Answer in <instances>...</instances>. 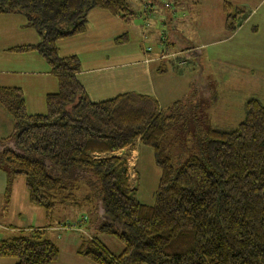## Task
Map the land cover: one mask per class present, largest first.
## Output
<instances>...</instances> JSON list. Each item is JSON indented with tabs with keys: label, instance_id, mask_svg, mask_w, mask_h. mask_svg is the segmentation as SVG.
Segmentation results:
<instances>
[{
	"label": "trees",
	"instance_id": "trees-1",
	"mask_svg": "<svg viewBox=\"0 0 264 264\" xmlns=\"http://www.w3.org/2000/svg\"><path fill=\"white\" fill-rule=\"evenodd\" d=\"M94 8L134 16L129 0H0V15L22 14L39 36L37 43L7 50L38 52L58 84L46 96V112L36 114L28 112L21 87L0 86V105L12 117L11 134L0 138L7 200L14 180L23 177L29 202L49 218L56 208L76 203L68 186L47 172V163L75 176L90 171L103 184L100 229L124 246L115 255L91 237L92 247L78 252L95 264H264V104L247 99L236 127L209 126L199 153L174 166L165 141L185 104L160 110L155 99L135 92L94 102L77 78L79 57L59 56L58 41L85 33ZM223 11L224 27L234 33L242 9L225 0ZM127 41V34L115 39ZM137 139L153 148L161 169L154 205L137 199L126 159L96 156ZM43 233L0 240V258L55 263L59 248Z\"/></svg>",
	"mask_w": 264,
	"mask_h": 264
},
{
	"label": "rangeland",
	"instance_id": "rangeland-1",
	"mask_svg": "<svg viewBox=\"0 0 264 264\" xmlns=\"http://www.w3.org/2000/svg\"><path fill=\"white\" fill-rule=\"evenodd\" d=\"M129 1L134 16L126 18L99 8L92 9L85 33L58 41L59 56L77 55L83 70L118 63L122 66L121 72L137 70L142 68L145 58L156 55L162 36L166 35L168 46H172L173 30L174 48L182 52L179 59L187 62L186 70L170 69L168 65L164 71L167 72L162 74L156 71L157 68L165 69L162 62L152 63L149 68L160 85L164 83L170 87L171 94L181 92V102L185 104L165 141L173 164L178 167L188 157L199 153L200 138L205 136L209 126L236 127L243 120L245 102L251 97L264 104V0H227L242 9L238 16L241 26L234 33L224 28L225 0ZM125 34L127 42L115 43L117 37ZM38 41L36 30L26 26L22 14L0 15V85H20L31 114L46 112V94L58 85L57 81L38 52L17 53L7 49ZM195 48L198 52H193ZM187 50H192L193 54H187ZM189 83L192 89L186 93ZM8 131L11 133L12 123ZM133 150L135 152L131 153ZM112 155L127 160L137 199L154 205L161 169L156 165L153 148L142 145L137 139L120 151L96 156ZM46 169L68 186L76 204L58 207L48 218L43 207L29 202L25 180L18 177L15 196L11 205L7 203L6 222L26 228L30 223L43 227L46 237L60 251V260L54 264H81V257L73 254L82 243L85 250L92 247L91 237L103 243L111 253H121L122 242L112 232L100 229L105 221L100 209L103 194L100 175L87 171L75 176L73 170L51 167L49 163ZM28 206L40 214L28 211ZM1 210L0 206V214ZM84 216L88 221L82 230L67 228L79 225ZM24 231L25 235L30 234ZM7 233L5 228H0L1 237ZM15 263V259L0 258V264Z\"/></svg>",
	"mask_w": 264,
	"mask_h": 264
},
{
	"label": "crops",
	"instance_id": "crops-1",
	"mask_svg": "<svg viewBox=\"0 0 264 264\" xmlns=\"http://www.w3.org/2000/svg\"><path fill=\"white\" fill-rule=\"evenodd\" d=\"M175 14L177 15V11L174 12V15ZM171 32L172 34H171L170 43L172 44V46L171 47L168 46L167 44L168 38L166 37V35L162 36L160 34L162 36L160 40V49L157 51L156 55H151L147 57L148 59L145 58V60H143V62L141 63L142 68H139L137 70L127 69L126 71L121 72L119 71V69H121L122 66L120 67V64L118 63L115 66L103 65V67H99V68H92V69H87V70L81 69L80 72L77 74V78L80 81V83L84 86V88L86 89L91 100L94 102H100V101H105V100L115 98L118 95H121L124 93L135 92L141 95H147L155 99L158 102L160 110L170 108L175 102L181 101V92H178L177 95L171 94L170 87L168 85H165L164 83L160 85L155 80V77L157 76H154L152 70H150L149 68V65L152 63L158 65L159 62L160 63L162 62L163 66H165V69L157 68L156 71H158L159 73H162V74L166 73L167 71L166 72L164 71L166 70V67L168 65L170 66V69L175 68L181 71L186 70L187 62H185V59L184 60L179 59V57H181L182 55V52L179 49L174 48V43L176 42V40L173 34L174 31L172 30ZM194 51L198 52V48L193 49V52ZM187 54L189 55L193 54L192 50H187ZM194 55H197V54L195 53ZM26 73H30V72L27 71ZM50 74L53 77H55L51 72ZM146 77H147V80H146ZM0 86H4V85H0ZM9 87H17V86H9ZM18 87H21V86L19 85ZM57 89H58V85L54 86V88L47 94L55 93L57 92ZM189 89H192L190 83L188 84L186 88V93L189 91ZM90 91H93L92 94ZM184 93H185V89H184ZM104 96H112V97H110L109 99H105ZM25 100L27 104V98H25ZM10 123H12V118H10L9 113L0 105V138L7 137L11 134L8 131ZM134 152L135 150H133L131 153H134ZM137 152L138 150H136V153ZM14 185H15V180L11 188L9 199L7 200V197H6L7 174L2 169H0V206L3 207V210H1L2 212L0 214V228H3V229L5 228L6 232H8L4 237L0 236V240L15 236L16 233L18 232H25L24 230H27L28 232H30V234L33 230H44L43 237L47 238L46 231L43 227H39V226L35 227V225H31L30 223V225L26 228V227H19L20 225L6 222L5 218L8 215L6 208H8V204L11 205L12 198H14L15 196ZM28 200H29V197H28ZM34 209L35 208H31L28 206V211L36 212ZM35 214L39 215L40 213L36 212ZM81 248H84L83 243L81 246L78 245L76 252L73 255H75V257H81L82 259L81 264H95L94 262L89 260L86 256L78 252ZM59 260L60 259H58V261Z\"/></svg>",
	"mask_w": 264,
	"mask_h": 264
},
{
	"label": "built area",
	"instance_id": "built-area-1",
	"mask_svg": "<svg viewBox=\"0 0 264 264\" xmlns=\"http://www.w3.org/2000/svg\"><path fill=\"white\" fill-rule=\"evenodd\" d=\"M88 221V218H87V216H84L82 219H81V221L79 222V225H70V226H68L67 228H69V229H73V227H75V228H78L79 230H82V228H83V225L84 224H86V222Z\"/></svg>",
	"mask_w": 264,
	"mask_h": 264
}]
</instances>
